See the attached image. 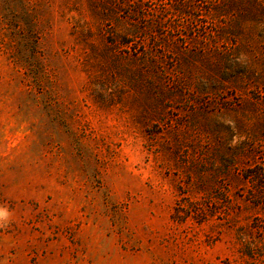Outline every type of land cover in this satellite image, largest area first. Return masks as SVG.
<instances>
[{
    "label": "rangeland",
    "instance_id": "1",
    "mask_svg": "<svg viewBox=\"0 0 264 264\" xmlns=\"http://www.w3.org/2000/svg\"><path fill=\"white\" fill-rule=\"evenodd\" d=\"M0 264H264V0H0Z\"/></svg>",
    "mask_w": 264,
    "mask_h": 264
}]
</instances>
